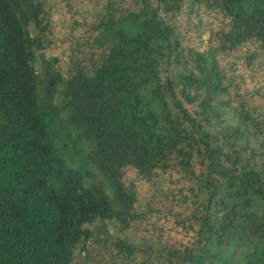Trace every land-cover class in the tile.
Wrapping results in <instances>:
<instances>
[{
  "label": "trees",
  "instance_id": "trees-1",
  "mask_svg": "<svg viewBox=\"0 0 264 264\" xmlns=\"http://www.w3.org/2000/svg\"><path fill=\"white\" fill-rule=\"evenodd\" d=\"M78 2L0 0V264H264V0Z\"/></svg>",
  "mask_w": 264,
  "mask_h": 264
},
{
  "label": "rangeland",
  "instance_id": "rangeland-1",
  "mask_svg": "<svg viewBox=\"0 0 264 264\" xmlns=\"http://www.w3.org/2000/svg\"><path fill=\"white\" fill-rule=\"evenodd\" d=\"M78 3H79V7H78L79 9L88 10L87 9L88 4L86 2H85V5L81 2V0ZM203 21L206 24H212V23L217 22L215 21V17L213 15H205L203 17ZM60 52H61V49H55L51 51L50 53L59 55ZM237 74H239L243 78L244 83H245L244 88H246L249 92L252 93V92H255L256 90H259L260 94L264 93V75L259 70H256V69L253 70V69L247 68L243 64H238ZM255 99H256V104L259 105L261 107V110L263 111L264 110V99L261 98L260 96H256ZM148 198H149V194L146 193V188L144 186L141 187L140 193H139L141 207L148 200ZM134 232L139 237L146 238L148 236L147 232H145L142 227L136 228Z\"/></svg>",
  "mask_w": 264,
  "mask_h": 264
}]
</instances>
